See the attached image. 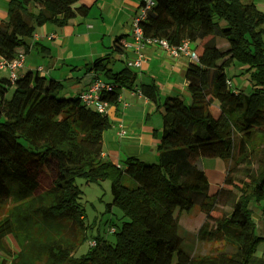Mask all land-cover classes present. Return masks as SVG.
Here are the masks:
<instances>
[{"label": "trees", "instance_id": "16d2710c", "mask_svg": "<svg viewBox=\"0 0 264 264\" xmlns=\"http://www.w3.org/2000/svg\"><path fill=\"white\" fill-rule=\"evenodd\" d=\"M88 10L81 0H9L0 20V59L25 55L27 39L45 22L64 25ZM139 24L144 36L168 43L206 38L197 60L186 66L188 95L168 94L161 101L154 162L127 156L117 165L104 159L107 114L84 105L80 93L66 96L61 80L39 70L0 75V205L12 203L0 219V264H264L254 255L264 236L255 233L250 206L264 197V144L255 168L232 175L230 163L255 133L264 136V13L253 0H152ZM122 39L114 37L110 52L123 53ZM235 61L246 65L248 92L226 74ZM112 66L107 53L84 67L107 78L110 88L101 99L116 104L122 88L139 86L157 100L153 83L136 84L130 67ZM195 152L227 163L223 184L211 190L200 160L190 159ZM76 176L111 178L112 202L126 218L109 227L113 242L97 235L80 255L75 250L88 235ZM195 205L227 210L221 219L206 214L192 233L174 211ZM65 222L70 237L51 235ZM37 226L52 230L40 237ZM211 238H222L228 248L202 252V241ZM184 239L195 243L192 255L182 249Z\"/></svg>", "mask_w": 264, "mask_h": 264}, {"label": "crops", "instance_id": "0c3cea01", "mask_svg": "<svg viewBox=\"0 0 264 264\" xmlns=\"http://www.w3.org/2000/svg\"><path fill=\"white\" fill-rule=\"evenodd\" d=\"M142 1L81 0L89 8L85 16L76 15L64 25L45 22L35 30L37 38L27 39L28 50L20 72L39 70L47 77L61 80L66 96L82 92L96 77L107 79L84 67L94 58L110 53L112 65L115 61H121L117 70L113 68L118 71L126 66L124 59L135 56L132 22ZM8 2L0 0V20L7 16ZM117 35H123L121 41L127 44L123 46V53L110 52V46ZM205 40L195 41L194 48H198V52ZM189 61L185 54L172 55L158 44L144 45L141 66L130 69L135 72L136 84L153 83L156 86L158 98L150 100L137 86L122 88L117 103H108L106 114L110 126L102 134L101 156L104 159L119 165L127 156H136L146 161L156 160L161 126L160 104L168 94L188 95L185 70ZM3 73L8 72L0 71V75ZM59 75L63 76L59 78ZM190 159H199L198 153H192ZM188 214L189 210L178 221L193 233L198 228L187 221ZM184 240L185 246L182 245ZM184 240L181 243L182 249L192 255L193 240Z\"/></svg>", "mask_w": 264, "mask_h": 264}, {"label": "rangeland", "instance_id": "374dc122", "mask_svg": "<svg viewBox=\"0 0 264 264\" xmlns=\"http://www.w3.org/2000/svg\"><path fill=\"white\" fill-rule=\"evenodd\" d=\"M258 9L264 13V0H253ZM261 37L264 43V26L261 32ZM198 49V48H197ZM113 68L117 70L121 61H115ZM246 69V65L241 64L237 61L229 67L225 69L226 74L231 77V81L233 85L240 87L244 92H248L251 90V83L248 79L247 72H244ZM60 76L63 75H59ZM91 77L88 78L90 80ZM211 110L217 111V107L215 103L211 104ZM103 114V113H101ZM264 136L260 133H255L249 140L246 141L244 149L236 154V159H231V167H232V175L241 174L243 172V168L249 166L251 168H255L257 166L258 154L261 152V148L264 144ZM248 158V159H246ZM205 173L208 176L210 187L214 189L216 186H220L223 184V180L227 171V163L219 157H200L199 158ZM152 160V162H154ZM249 161V163H248ZM249 164V165H247ZM119 165V164H117ZM75 183L80 188L81 193L78 199L79 204L84 209V222H85V233L88 235L87 240L81 242L78 248L75 250V255H80L86 252L89 248V240H92L93 237L97 235L106 238L108 241H114V234L109 232V227L114 226L118 227L123 220L126 218L122 216L121 210L113 204L112 200L116 193V187L111 178L108 177H100L97 180L88 181L83 176H76ZM225 187H229V185H225ZM264 205V197L259 201H251L250 206L252 208V218L255 224V233L257 235L264 236V211H262V206ZM12 203L10 201L0 205V219L4 218L9 209L11 208ZM227 208L224 206H207V205H196L192 209L189 210L188 214V222L195 227H199L201 223L204 221L206 214L211 215L216 219H221L223 214L226 213ZM186 211H179L175 209L174 215L177 218H181L185 215ZM180 213H182L180 215ZM55 229H49L48 227H44L41 229L37 226L35 229V234L40 233V237H42L48 232H51V235H65L70 237L69 233L70 224L68 222L63 223L61 226L54 227ZM39 231V232H38ZM84 234V232H82ZM229 236V235H228ZM11 241L15 245L17 249L18 245L16 242L10 237ZM203 248L202 252H210L211 250L217 249H227L228 245L225 241L221 239H207L203 240ZM93 243V241H91ZM185 246V240L182 244ZM195 243L193 246V251L195 250ZM192 250V249H190ZM254 255L259 258H264V239L259 240L256 245V249L254 251Z\"/></svg>", "mask_w": 264, "mask_h": 264}, {"label": "built area", "instance_id": "2783aa9c", "mask_svg": "<svg viewBox=\"0 0 264 264\" xmlns=\"http://www.w3.org/2000/svg\"><path fill=\"white\" fill-rule=\"evenodd\" d=\"M152 0H145L143 5L139 6V11L134 16L132 22V35L135 40L134 52L135 56L133 58L124 59L126 66L132 68H139L143 61V47L145 44H158L165 48L170 54L178 55L180 53L185 54L190 60L196 61L198 57V52L194 48L195 41L189 39H181L173 43H168L167 40L158 37H148L143 35L142 28L140 27L139 21L145 17V12L150 8ZM33 38H37L38 34L36 31L33 32ZM127 44L123 42L125 47ZM24 55L20 52L17 57L11 60L0 59V71L7 70L10 78L20 71L23 67ZM110 85L102 78L96 77L90 85L80 92L79 96L81 102L87 107L99 112L106 113V107L108 103L106 100L101 99L100 94L103 90L109 89Z\"/></svg>", "mask_w": 264, "mask_h": 264}]
</instances>
